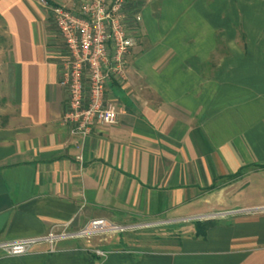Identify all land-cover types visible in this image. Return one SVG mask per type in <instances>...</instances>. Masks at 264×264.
Here are the masks:
<instances>
[{"label": "crops", "instance_id": "0c3cea01", "mask_svg": "<svg viewBox=\"0 0 264 264\" xmlns=\"http://www.w3.org/2000/svg\"><path fill=\"white\" fill-rule=\"evenodd\" d=\"M200 3L141 1L127 79L106 89L118 122L83 136L64 121L48 9L0 0V243L99 217L134 230L177 225L165 246L75 237L55 250L0 249V264H264V201L241 196L264 183V80L212 74L211 31L188 27V15L205 21ZM197 219L216 222L196 236Z\"/></svg>", "mask_w": 264, "mask_h": 264}, {"label": "built area", "instance_id": "2783aa9c", "mask_svg": "<svg viewBox=\"0 0 264 264\" xmlns=\"http://www.w3.org/2000/svg\"><path fill=\"white\" fill-rule=\"evenodd\" d=\"M39 1L49 10L68 53L60 68V84L68 92L64 121L71 125V132L86 136L94 126L117 123L121 107L107 97L106 89L113 81L123 84L127 79L126 57L136 44L130 28L141 20L139 0H80L77 10L60 2ZM129 4L137 6L130 11L132 16ZM129 228L99 217L77 232L54 225L42 236L2 242L0 249L23 255L47 243L50 250H55L63 239L90 238Z\"/></svg>", "mask_w": 264, "mask_h": 264}, {"label": "rangeland", "instance_id": "374dc122", "mask_svg": "<svg viewBox=\"0 0 264 264\" xmlns=\"http://www.w3.org/2000/svg\"><path fill=\"white\" fill-rule=\"evenodd\" d=\"M141 1L139 0L140 3ZM198 1L201 3L199 7L197 6L196 13L204 15L205 21L193 22V16L188 15V27L196 31H211L212 53L208 62L212 67V74L214 75V72L217 71L218 77L228 76L229 79L242 78L248 81L255 78L264 80V0ZM79 2L80 0L60 1L74 10L78 9ZM136 7L133 4L128 5L130 16H132L130 11H134ZM195 10L191 8L188 14L194 13ZM48 14L47 29L51 33L50 41L56 53L55 59L61 68L68 53L64 39L49 10ZM182 21L179 23L180 25ZM6 28V23L0 20V47L9 45V39L5 38ZM9 55L5 54L8 57ZM219 65L221 66L219 67ZM4 84L3 92L6 93L7 82L5 81ZM66 93L68 98L67 90ZM258 189L255 191L249 188L241 196L249 198V200L264 201V183H261ZM176 226V224L171 226H167V224L143 225L135 230L129 228L122 232H106L94 235V237L118 236L120 233L119 235L122 236L132 235L134 238H141L143 247L165 246L176 239L174 238V235H177L175 233Z\"/></svg>", "mask_w": 264, "mask_h": 264}, {"label": "trees", "instance_id": "16d2710c", "mask_svg": "<svg viewBox=\"0 0 264 264\" xmlns=\"http://www.w3.org/2000/svg\"><path fill=\"white\" fill-rule=\"evenodd\" d=\"M49 2L51 3V0H49ZM244 170V167L241 168L239 170V172L233 176H239L241 175V173L243 172ZM216 187V185H213L211 188H214ZM216 222L215 219H206V220H200V219H197V220H194L193 223L195 225V235L196 236H200V235H203L205 232H206V229L214 224Z\"/></svg>", "mask_w": 264, "mask_h": 264}]
</instances>
